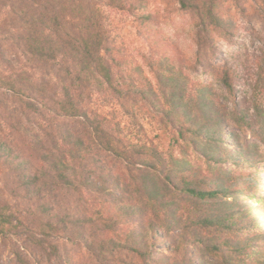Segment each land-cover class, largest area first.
<instances>
[{"label": "trees", "instance_id": "obj_1", "mask_svg": "<svg viewBox=\"0 0 264 264\" xmlns=\"http://www.w3.org/2000/svg\"><path fill=\"white\" fill-rule=\"evenodd\" d=\"M179 1L198 18L188 67L219 70L208 49L230 38V22L214 0ZM105 7L136 9L0 0V240L12 264H130L124 254L140 264H264L262 159L245 150L213 88L162 57V40L149 64L157 85L127 77ZM219 79L238 91L231 64ZM145 106L171 147L198 149L205 168L142 137ZM254 109L249 119L235 101L232 117L264 143V106Z\"/></svg>", "mask_w": 264, "mask_h": 264}, {"label": "rangeland", "instance_id": "obj_2", "mask_svg": "<svg viewBox=\"0 0 264 264\" xmlns=\"http://www.w3.org/2000/svg\"><path fill=\"white\" fill-rule=\"evenodd\" d=\"M133 1L136 7L134 12L105 7L106 23L121 50L119 57L123 62L122 71L127 77L129 73L136 78L147 76L156 86L154 72L149 64L161 59L157 54L156 43L162 40V47L165 49L162 57L172 54L174 62L181 65L192 80L202 81L213 88L218 102L231 112L230 127L238 133L245 150H249L253 158L262 159L261 164L264 166V143L253 136L249 128L241 127L232 117L235 101L244 104L249 119H255V104L264 106V0H214L219 14L231 24V36L229 39L219 38L216 46L208 49L213 66L220 69L211 68L206 71L204 67L196 70L188 67L195 65L198 56L194 41L198 18L191 9L183 8L179 0ZM145 26L149 28L148 33ZM226 64L233 66L234 83L238 89L233 96L219 79L220 71ZM137 111L136 121L145 127V133L141 132L142 137L163 142L164 149L171 148L180 157L187 158L191 164L205 168L206 162L195 151L198 149L190 145L171 147L173 138L170 134L162 135L161 124L156 116L150 114L147 106L138 108ZM229 145L232 146L233 143ZM183 148L185 152L182 151ZM260 175L264 186V171ZM262 195L264 196V191ZM259 231L261 230H256ZM122 256L126 263H141L136 255ZM0 264H12V256L1 240ZM84 264L92 263L86 261Z\"/></svg>", "mask_w": 264, "mask_h": 264}]
</instances>
